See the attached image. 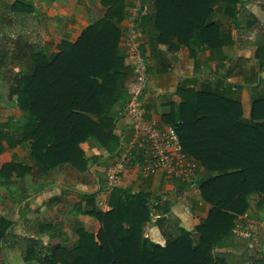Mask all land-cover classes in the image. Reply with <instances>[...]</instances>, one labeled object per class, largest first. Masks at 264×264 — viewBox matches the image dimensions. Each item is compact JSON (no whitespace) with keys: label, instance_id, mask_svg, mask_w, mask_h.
<instances>
[{"label":"trees","instance_id":"16d2710c","mask_svg":"<svg viewBox=\"0 0 264 264\" xmlns=\"http://www.w3.org/2000/svg\"><path fill=\"white\" fill-rule=\"evenodd\" d=\"M104 4V18L87 27L76 42L62 41L55 53L46 54L25 35H17L12 49L0 47V71L8 65L18 70L10 94L25 113L20 132L22 140L30 141L31 166L40 174L62 164L83 171L87 160L81 144L93 139L108 148L115 141L111 110L123 104L129 77L121 42V24L128 14L123 0ZM237 4L156 0L148 23L157 32V42L169 51L193 42L217 49L232 42L231 31L223 32L219 23L234 25L238 32L240 26H251L250 13ZM3 7L2 34L12 28L9 12L25 16L31 11L22 0ZM257 46L259 56L264 42L257 41ZM178 95L181 102L168 122L185 155L207 172L198 187L210 205L207 216L193 231L178 226L172 214L160 217L155 223L165 236L161 246L143 235L151 219L148 194L116 188L108 211H89L101 224L96 236L78 228L76 244L55 247L44 256L45 264H231L214 249H241L234 242L243 239L234 228L244 226L241 217L248 211L264 208V97L252 92L250 118L245 119L238 101L210 88L179 86ZM16 166L8 167L13 171ZM6 228L0 225V243L8 239ZM32 250H25V262L32 259ZM246 260L264 264V257Z\"/></svg>","mask_w":264,"mask_h":264},{"label":"crops","instance_id":"0c3cea01","mask_svg":"<svg viewBox=\"0 0 264 264\" xmlns=\"http://www.w3.org/2000/svg\"><path fill=\"white\" fill-rule=\"evenodd\" d=\"M2 1L12 5L16 0ZM22 1L30 5L31 11L25 16L8 13L13 35L15 39L17 35H25L48 55L57 52L62 41L76 42L82 32L103 19L108 10L104 4L106 0ZM123 1L129 14L134 0ZM142 1L145 12L139 15L137 23L150 73L146 119L159 128L168 126L171 112H176L181 102L179 86L196 90L210 88L226 94L240 103L242 116L250 118L252 92L264 91V83L257 89V83L247 78V65H252L253 61H257V70L262 71L256 75L264 77V49L256 55L257 41L264 42V8L256 4L238 5V9L245 8L250 13L251 26H240L241 32H238L234 25L219 23L223 32L231 31L232 40L220 48L209 49L193 42L169 51L165 44L157 42V32L148 23L156 0ZM127 23L128 17L123 20L122 28L125 29ZM229 48L233 54L226 58ZM15 75L13 73L12 77ZM3 78L9 77L0 71V93L7 99H0V225L7 227L8 239L0 243V251L33 249L32 259L22 263L45 264L44 256L55 247L72 248L76 244L78 228L96 236L101 224L89 211H108L111 193L116 188L148 194L151 219L145 225L143 235L161 246L165 244V236L155 223L160 217L166 219L172 214L178 226L193 231L207 216L210 205L202 199L198 188L207 172L193 159L195 170L190 182L171 178L164 169L155 174H144L135 163L113 176L112 167L123 159L127 145V139L121 138L123 123L114 125L115 141L108 148L93 139L81 144L87 160L85 170L78 171L69 164H62L45 175L36 172L30 161V141L22 140L20 132L25 113L16 104L15 96L9 101L10 85L5 96ZM119 104L111 110L115 118L122 107V102ZM12 164L17 166L10 171L8 166ZM23 168L30 169L25 171ZM176 180L180 181L179 186L175 184ZM182 184H186V188Z\"/></svg>","mask_w":264,"mask_h":264},{"label":"built area","instance_id":"2783aa9c","mask_svg":"<svg viewBox=\"0 0 264 264\" xmlns=\"http://www.w3.org/2000/svg\"><path fill=\"white\" fill-rule=\"evenodd\" d=\"M144 8L142 0L133 1L121 38L126 50L125 61L132 77L125 84L126 97L115 118L116 125L124 124L121 138L127 139V145L124 147L123 159L112 167L113 176L135 163L144 174H155L164 169L171 178L190 182L195 166L193 160L183 152L175 128L171 125L159 128L146 119L145 105L150 73L137 23L139 15L145 12ZM247 216L246 213L241 217L243 222H246ZM243 227L237 224L233 232L244 236L241 231Z\"/></svg>","mask_w":264,"mask_h":264},{"label":"rangeland","instance_id":"374dc122","mask_svg":"<svg viewBox=\"0 0 264 264\" xmlns=\"http://www.w3.org/2000/svg\"><path fill=\"white\" fill-rule=\"evenodd\" d=\"M10 1V0H9ZM4 2L0 0V10L2 8V11L0 13H3L4 10ZM251 4H256L257 6H261L264 8V0H238V5H247L250 6ZM9 15V14H8ZM256 22V20H255ZM14 29H10L6 34L0 35V47L6 48V49H12L14 45V39L15 36L13 35ZM231 48H229L230 50ZM44 51V49H43ZM45 52V51H44ZM233 51L230 50V53L226 54V58L232 57ZM128 64L126 63V66ZM249 67V76L247 78H250L252 82H256V88L258 89L260 86H263L264 83V77L261 75V78L259 75H256V73L261 74L257 70V61H253L252 65H247ZM129 69V75L131 76V70ZM17 69L13 66H6L4 67L1 72L4 73V75H7L9 78H3L1 81L6 82L2 86H4V92L5 96H7L8 89L7 87L10 85V89H13L15 87V80L14 77H12L13 73H17ZM8 73V74H7ZM130 76L128 78H130ZM255 76H258L257 78ZM132 77V76H131ZM263 79V80H262ZM130 80V79H129ZM126 80V83L129 81ZM125 83V84H126ZM263 88V87H262ZM261 88V89H262ZM1 89V91L3 90ZM9 89V91H10ZM0 93V99L7 100L6 98L2 97L4 95H1ZM260 96L264 97V91L258 93ZM9 96V94H8ZM15 96V95H13ZM13 96L10 94V100L13 101ZM231 98V97H230ZM15 102H16V96H15ZM121 106V104H119ZM247 220L244 223V227L241 229L244 236L239 235L238 236L243 240H237L234 243H236V247H240L241 249H232L230 247L225 248H215L214 252L218 253V255L224 256L228 262H231V264H241L242 262H245L246 258H250V260L259 259L262 256H264V208L263 209H255L253 208L251 211L247 212ZM248 235V236H247ZM247 249H250L249 251ZM25 249H1L0 251V264H23L22 262H25L23 260ZM246 264H249V261L246 260Z\"/></svg>","mask_w":264,"mask_h":264}]
</instances>
